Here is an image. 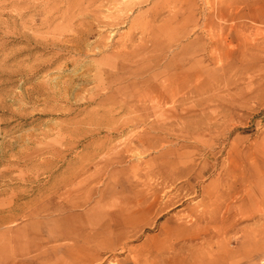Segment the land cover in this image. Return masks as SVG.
I'll list each match as a JSON object with an SVG mask.
<instances>
[{
    "label": "rangeland",
    "instance_id": "rangeland-1",
    "mask_svg": "<svg viewBox=\"0 0 264 264\" xmlns=\"http://www.w3.org/2000/svg\"><path fill=\"white\" fill-rule=\"evenodd\" d=\"M79 1L0 0V264H264V0Z\"/></svg>",
    "mask_w": 264,
    "mask_h": 264
},
{
    "label": "bare ground",
    "instance_id": "bare-ground-1",
    "mask_svg": "<svg viewBox=\"0 0 264 264\" xmlns=\"http://www.w3.org/2000/svg\"><path fill=\"white\" fill-rule=\"evenodd\" d=\"M80 1H81V0H80ZM80 1H79V2H80ZM83 1L86 2V0H83ZM100 1H101V0H100ZM234 1L236 2L234 5H236L237 3L242 5V7H241L240 5H237L238 7H239V6L241 7V8H238V9H237V6H236V9H237V10L235 9V10L237 11L236 15L238 14V12H239L240 15H242L243 12H246V13H244V15H245V14L250 15L251 12H252V7H253V6L258 7V3H260V2H259L260 0H259V1H258V0H234ZM95 2H97V1H95ZM229 2H230V1H229ZM231 2L233 3V0H231ZM261 2H262V1H261ZM82 3H83V2H82ZM82 3H81V4H82ZM98 3H99V2H98ZM219 3H220V6H218V7H220V10H219V12H218V16H219L220 19H224V18H225V14H224V12H225V10H224L225 2L222 1V3H221V2H219ZM226 3H227V1H226ZM92 4H93V3H92ZM263 4H264V3H263ZM93 5H95V4H93ZM99 5H100V4H99ZM209 5H210V4H209ZM218 5H219V4H218ZM232 5H233V4H230V6H232ZM83 6H84V5H83ZM84 7H85V6H84ZM98 7H99V6H98ZM206 7H207V6H206ZM262 7H263V6H262ZM85 8H86V7H85ZM233 8H234V7H232V9H233ZM227 9H228V8H227ZM227 9H226V10H227ZM230 9H231V8H230ZM256 9H257V8H256ZM97 10H98V9H97ZM210 10H211V9H210ZM212 10H213V9H212ZM254 10H255V9H254ZM261 10H263V9H261ZM261 10H260V11H261ZM86 11H87V10H86ZM190 11H191V9H190ZM233 11H234V10H233ZM236 11H234V12H236ZM240 11H242V13H240ZM255 11H256V10H255ZM260 11H257L258 14H259ZM262 12H263V11H262ZM226 13H227V12H226ZM97 14H98V13H97ZM239 14H238V15H239ZM256 14H257V13H256ZM228 15H229V14H228ZM244 15H242L241 17H243ZM247 15H246V17H247ZM252 15H253V13H252ZM260 15H261V12H260ZM188 16H189V15H188ZM190 16H192V15H190ZM190 16H189V17H190ZM232 16H233V14H232ZM189 17H188V18H189ZM230 17H231V16H230ZM230 17H229V18H230ZM241 17H239V20H240ZM188 18H187V19H188ZM226 18H227V17H226ZM244 18H245V16H244ZM252 18H253V17H252ZM255 18H256V17H255ZM101 19H102V18H101ZM234 19H235V18H233L232 20L234 21ZM113 20H114V18H113ZM226 20H227V19H226ZM228 20H229V19H228ZM230 20H231V18H230ZM242 20H243V19H242ZM246 20H247V19H246ZM251 20H252V19H251ZM253 20H254V19H253ZM255 20H256V19H255ZM195 21H196V20H195ZM262 21H264V20L261 19V22H262ZM114 22H115V21H114ZM217 22H218V21H217ZM217 22H216V23H217ZM220 22H221V21H220ZM230 22H232V21H230ZM238 22H241V21H238ZM249 22H250V20H249ZM253 22H254V21H253ZM257 22H258V21H257ZM98 23H99V22H98ZM188 23H189V22H188ZM227 23H229V22H227ZM236 23H237V22H236ZM246 23H247V22H246ZM259 23H260V22H259ZM231 24H232V23H231ZM242 24H243V23H242ZM102 25H103V24H102ZM109 25H110V24H109ZM203 25H204V24H203ZM222 25H223V23H222ZM229 25H230V24H229ZM229 25H228V26H229ZM236 25H237V24H236ZM105 26H106V25H105ZM112 26H113V25H112ZM186 26H187V25H186ZM214 26H215V25H214ZM239 26H240V24H239ZM239 26H237V27H239ZM241 26L244 27V25H241ZM245 26H248V25H245ZM211 27H212L211 24H207V28H208V30H209L210 32H211L212 30H214V29L211 30ZM219 27H221V26H219ZM230 27H231V26H230ZM233 27H234V26H233ZM184 28H185V27H184ZM213 28H214V27H213ZM215 28H216V27H215ZM223 28H224V27H223ZM248 29H250V28L248 27ZM248 29H247V30H248ZM255 29H256V27H255ZM202 30L204 31V28H203ZM205 30H206V28H205ZM222 30H223V29H222ZM228 30H230V29H228ZM236 30H237V29H236ZM239 30H240V27H239ZM258 30H259V29L255 30V31H258ZM248 31H249V30H248ZM78 32H79V31H78ZM204 32H205V31H204ZM212 32H213V31H212ZM212 32H211V33H212ZM223 32H224V31H223ZM234 32H235V31H234ZM238 32H239V31H238ZM238 32L236 31V32L234 33L236 39H237V40H239V39L241 40V41H238V42H242V43L248 42V43H249L248 38H246V39H241V38H239L242 34H241V35L239 34V35H240V36H239V35H238ZM242 32H243V31H242ZM253 32H254V31H253ZM211 33H210V34H211ZM239 33H240V32H239ZM245 33H246V32H245ZM245 33H244V34H245ZM87 34H88V36H89V32L86 33V35H87ZM204 34H206V33H204ZM247 34H248V32H247ZM250 34H251V33H249L248 35H250ZM256 34H257V33H256ZM259 34H260V33H259ZM263 34H264V33H263ZM225 35H227V34H225ZM251 35H252V34H251ZM210 37H211V36H210ZM225 37H226V36H225ZM228 38H229V37H228ZM244 38H245V37H244ZM251 38H252V37H251ZM252 39H253V38H252ZM263 39H264V37H263ZM127 41H128V40H127ZM214 41H215V40H214ZM227 42H228V44L231 43V41H229V40L223 38L222 40L219 39V40L215 41L214 43H215L216 45H219V44H220V45H223V44H225V43L227 44ZM252 42H253V41H252ZM226 44H225V45H226ZM249 44H250V43H249ZM254 44H255V43H253V46L256 45V44H255V45H254ZM216 45H215V47H216ZM230 45H231V44H230ZM247 46H248V44H247ZM247 46H246V47H247ZM253 46H252V47H253ZM252 47H251L250 49H252ZM257 47H258V46H257ZM247 48H248V47H247ZM253 48H254V47H253ZM259 48H260V47H259ZM225 54H226V53H225ZM254 57H255V56H254ZM218 58H219V57H218ZM226 58H227V57H226ZM187 81H188V80H187ZM175 82H176V79H175ZM178 87H180V86H178ZM178 89H179V88H178ZM177 94H178V93H177ZM183 98H184V97H183ZM166 100H167V99H166ZM133 105H134V104H133ZM124 107H125V106H124ZM145 145H146V144H145ZM141 147H142V145H141ZM145 151H146V150H145ZM243 160H244V159H243ZM243 163H244V162H243ZM176 164H177V163H176ZM260 165H261V164H260ZM206 168H207V167H206ZM206 168L202 167V170H201L200 172L198 171V173L195 175V177H196V178H199L200 176H202V175L205 173V169H206ZM228 169H229V168H228ZM171 170H172V167H171ZM230 171H231V170H230ZM227 172H228V171H227ZM227 172H226V174H227ZM236 173H237V172H236ZM231 174H232V173H231ZM240 174H241V173H240ZM227 175H229V173H228ZM225 176H226V175H225ZM229 176H230V175H229ZM237 176H238V173H237ZM242 176H243V174H242ZM177 177H178V176H177ZM232 177H233V176H232ZM232 177H231V178H232ZM167 178H168V177H167ZM169 178H170V177H169ZM169 178H168V181L171 180V182H170V181H169V182H170V184L172 185L174 179H173V178H170V179H169ZM180 178H181V177H180ZM180 178H177V179H180ZM182 178H183V177H182ZM226 178H227V176H226ZM234 178H235V176H234ZM237 178H239V176H238ZM250 178H251V177H250ZM243 179H244V178L242 177V180H243ZM246 179H247V178H246ZM234 180H235V179H234ZM163 183H164V185H168V182H167V179H166V178L163 179ZM230 183H231V182H230ZM234 183H236V182H234ZM252 183H253V182L250 180V181L246 182L245 184H247L248 187L251 186V188H252V186H253ZM244 187H245V186H244ZM163 188H164V187H163ZM164 189H165V188H164ZM253 189H254V188H253ZM249 190H250V189H249ZM249 190L246 191V193H245V197H246V199H247V200L245 199V201L248 202L247 204H248V206L250 207V206H252L253 204H255V198H253V194H252L251 192H249ZM254 191H255V190H254ZM232 192H233V191H232ZM232 192H231V193H232ZM252 192H253V191H252ZM219 193H220V192H219ZM222 193H224V192H222ZM235 193H236V192H235ZM229 194H230V191H229V193H227V194H225V195H222V194H216V195H213V198L211 197L213 200H210V199H209L210 201H209V200H208V201H209L210 203L213 204V202L217 201L218 199L220 200V198H221L220 196H223L222 198L225 199V197H226V196L228 197ZM224 196H225V197H224ZM229 196H231V195H229ZM232 196H233V194H232ZM151 197H152V196H151ZM222 198H221V199H222ZM168 199H170V198H168ZM226 199H227V198H226ZM226 199H225V200H226ZM171 200H172V198H171L169 201H167V202H170ZM229 200H230V198H229ZM163 201H164V200H163ZM164 202H165V201H164ZM221 202H222V201H221ZM218 204H219V203L217 202L216 205L218 206ZM247 204H246V205H247ZM214 205H215V204H214ZM216 205H215V207H216ZM218 207H219V206H218ZM229 207H232V206L229 205ZM249 207H248V208H249ZM220 208H221V207H220ZM231 209H232V208H231ZM255 209H256V206H255ZM255 209H254V210H255ZM257 210H258V209H257ZM218 211H219L218 208H214V210H213L211 213H208V211H207V212L204 211V212H202V213H198V214H197V218L200 219V220H203V219L207 220V224H209V223H213V222L216 220V217H218ZM252 211H253V210H252ZM253 212H254V211H253ZM219 215H220V213H219ZM253 217H254V216H253ZM251 218H252V217H251ZM218 219H219V218H218ZM234 221H235V220H234ZM250 221H251V220H250ZM262 221H263V220H262ZM200 223H201V221H200ZM205 223H206V222H205ZM233 223H234V222H233ZM215 224H216V222H215ZM203 225H204V224H203ZM213 225H214V223H213ZM216 225H217V224H216ZM222 226H223V225H222ZM222 226H220L219 228H221ZM217 228H218V227H217ZM224 229H225V228H224ZM227 229H228V228H227ZM254 232H255V231H254ZM261 232H263V230H261ZM258 233H259V232H256L257 235H258ZM248 234H249V232H248ZM248 234H247V235H248ZM254 234H255V233H254ZM261 234H262V233H261ZM263 235H264V234H263ZM255 236H256V235H255ZM249 239H250V238H249ZM258 239H259V238H258ZM263 240H264V239H263ZM263 240H262V241H263ZM254 241H255V240H254ZM257 241H258V240H257ZM247 243H248V242H247ZM258 243H259V242H257V244H258ZM262 243H264V242H262ZM255 244H256V242H254L253 245L256 246ZM258 245H259V244H258ZM261 245H262V244H261ZM258 247H260V246H258ZM253 249H254V247H253ZM254 250H255V249H254ZM260 250H261V249H260ZM256 251H257V249H256ZM256 251H255V252H256Z\"/></svg>",
    "mask_w": 264,
    "mask_h": 264
}]
</instances>
